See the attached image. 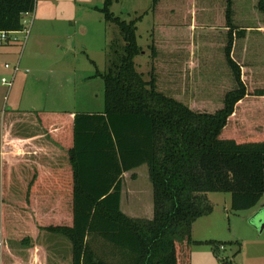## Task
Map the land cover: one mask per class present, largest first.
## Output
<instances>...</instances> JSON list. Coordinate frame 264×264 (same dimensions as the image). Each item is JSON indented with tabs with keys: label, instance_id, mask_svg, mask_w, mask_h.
<instances>
[{
	"label": "trees",
	"instance_id": "obj_1",
	"mask_svg": "<svg viewBox=\"0 0 264 264\" xmlns=\"http://www.w3.org/2000/svg\"><path fill=\"white\" fill-rule=\"evenodd\" d=\"M239 1L211 6L202 22L204 31L224 34L218 61L229 69L233 83L209 112L192 106L196 92L190 93L189 86L183 92L178 80L172 79L170 94L159 89L153 64L149 79L143 78L134 61L141 53L135 26L140 17L122 20L111 11L114 0H103L102 18L121 37V44L111 42L108 66L98 72L103 110L34 112L37 124L68 159L59 168H34L19 200L6 194L0 158L2 248L6 243L33 247L37 236L46 232L69 241L70 264H114L95 252L88 237L107 243L109 254L120 257L118 264H190V247L200 243L192 240L191 226L212 211L207 193H229L233 212L257 205L264 195V136H230L234 126L243 132L245 123L238 121L243 114L251 131L264 132V82L256 75L252 78L250 65L235 56L236 42L252 29L239 25ZM160 2L151 0L154 29L197 25L199 7L193 0L168 1L162 10ZM34 4L35 0H0V32L22 30V15L31 13ZM253 4L254 12L245 15L257 22L264 16V0ZM153 36L154 61L158 41ZM208 101L204 96L197 100L203 105ZM142 165L152 185L150 220L131 218L120 210L122 176Z\"/></svg>",
	"mask_w": 264,
	"mask_h": 264
},
{
	"label": "rangeland",
	"instance_id": "obj_2",
	"mask_svg": "<svg viewBox=\"0 0 264 264\" xmlns=\"http://www.w3.org/2000/svg\"><path fill=\"white\" fill-rule=\"evenodd\" d=\"M168 1L176 0H161L159 10ZM102 2L35 0L33 11L24 18L26 33L23 31L16 35V41L0 45V158L3 184L10 200L21 198V179L26 181L35 165L57 167L67 163L66 153L55 143H49L34 112L103 110V81L98 72H104L108 66L111 42L118 40L121 44V37L113 24L103 20L99 11ZM253 3L254 0L238 3L239 25L252 29L236 42L235 56L239 62L250 65L247 72L252 78L256 75L264 82V16L256 22L245 15L254 12ZM194 4L199 7L195 13L197 25L160 26L157 30L153 28L151 0H114L111 11L125 21L140 17L135 26L141 53L134 61L143 78L149 79L153 64L159 89L170 94L174 90L172 79L178 80L183 92L187 86L190 93L196 92L192 106H203L210 112L233 88L231 72L220 67L218 61L224 34L204 31L206 26L202 25L208 9L216 4L223 7L224 0H193ZM152 33L158 41L154 61L150 50ZM4 64L9 67L4 68ZM16 65L18 71L14 72ZM203 96L210 100L204 105L203 101L197 102ZM238 121L245 126L242 134L235 126L228 130L233 138L264 136V132L250 130L244 114ZM50 144L55 151L47 154ZM22 145L26 149L22 150ZM134 172L122 176L120 209L128 217L146 219L152 216V185L145 165ZM207 199L211 213L191 226L192 240L200 243L190 247V264H224V259L227 264L264 263V221L258 217L264 212V195L255 207L237 212L230 209L229 193H207ZM87 240L97 254L118 264L120 257L117 253L109 254L107 243L99 238ZM35 244V248L17 243H6L2 248L0 244V264H70L71 246L65 237L43 232Z\"/></svg>",
	"mask_w": 264,
	"mask_h": 264
},
{
	"label": "built area",
	"instance_id": "obj_3",
	"mask_svg": "<svg viewBox=\"0 0 264 264\" xmlns=\"http://www.w3.org/2000/svg\"><path fill=\"white\" fill-rule=\"evenodd\" d=\"M29 13H25L22 15V19H21V24L22 26L24 25V18L28 15ZM24 31V33H26V30H24V28H22V30L20 31H2L0 32V44H4V43H9L12 41H16V35L19 33H22ZM9 66L7 64H4V68H8ZM18 71V65H16L14 67V72ZM221 250H223L224 248L221 246L220 247ZM228 262L225 261L224 259V264H227Z\"/></svg>",
	"mask_w": 264,
	"mask_h": 264
},
{
	"label": "crops",
	"instance_id": "obj_4",
	"mask_svg": "<svg viewBox=\"0 0 264 264\" xmlns=\"http://www.w3.org/2000/svg\"><path fill=\"white\" fill-rule=\"evenodd\" d=\"M73 113H75V112H73ZM48 140H49V143H52L53 144V142L48 138ZM19 141H28V140H23V139H21V140H19ZM59 147V146H58ZM57 147V148H58ZM26 149V147H24V145H22L21 146V149ZM22 149V150H23ZM58 149H60V148H58ZM27 150H29L28 148H27ZM47 150L49 151V153H47V154H50V151L52 150V151H55L54 149H53V146L50 144L49 146H47ZM63 151V150H62ZM64 152V151H63ZM65 153V152H64ZM67 155V154H66ZM40 160V159H39ZM33 166V165H32ZM31 166V167H32ZM62 165H60V166H57V167H52V166H50L51 168H59V167H61ZM143 166V165H142ZM36 167H45V166H36L35 165V167L34 168H36ZM49 167V166H48ZM141 167V166H140ZM139 168V167H138ZM138 168H135V169H133V170H130V171H128V172H125L124 174H123V176H125L126 175V173H131V174H136L135 172H134V170H136V169H138ZM32 171H33V169H32ZM31 174H32V172H31ZM31 174H30V176L28 177V179L26 180V181H22L23 179H21V183H24L23 185H25L28 181H29V179H30V177H31ZM121 191H122V189H121ZM121 198H122V194H121V196H120V208H121ZM121 210V209H120ZM126 215V214H125ZM152 215H153V210H152ZM127 216V215H126ZM258 217H259V219H260V221H264V212H260L259 214H258ZM146 219H152V216L151 217H149V215L147 216V217H145ZM42 234V233H41ZM40 235V234H39ZM39 235L37 236V238L39 237ZM36 247V244H34V248ZM262 264H264V263H262Z\"/></svg>",
	"mask_w": 264,
	"mask_h": 264
},
{
	"label": "water",
	"instance_id": "obj_5",
	"mask_svg": "<svg viewBox=\"0 0 264 264\" xmlns=\"http://www.w3.org/2000/svg\"><path fill=\"white\" fill-rule=\"evenodd\" d=\"M264 228V223H263V225H262V227H261V230Z\"/></svg>",
	"mask_w": 264,
	"mask_h": 264
}]
</instances>
